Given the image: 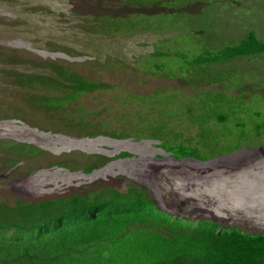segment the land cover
Listing matches in <instances>:
<instances>
[{
	"label": "rangeland",
	"instance_id": "374dc122",
	"mask_svg": "<svg viewBox=\"0 0 264 264\" xmlns=\"http://www.w3.org/2000/svg\"><path fill=\"white\" fill-rule=\"evenodd\" d=\"M154 1L171 12L157 11L156 16L162 17L156 19L145 11L113 16L116 21L113 28L110 12L105 9L109 3L103 0H0V136L32 142L47 152L45 156L27 157L18 167L21 169L14 187L9 183L11 169L5 159H0V198L31 201L64 195L82 186L110 183L113 188L109 187L106 194H101L100 188L94 190L103 200L116 198L114 186L123 192L144 186L160 207L186 219H210L225 226L264 232V53L196 65L206 50L208 54L218 53L221 46L241 40L251 29L264 36V0ZM145 2L149 1H137ZM133 4H126L123 12L139 8ZM173 12L180 13L164 15ZM126 15H132L134 20L142 15L150 17L147 24L165 34L152 30L126 37L109 36L115 30L126 32L132 28L124 24L128 19L133 21ZM145 23L136 27L141 29ZM156 42L157 49L153 51ZM1 51L15 56H3ZM88 55L97 60L89 59ZM51 61L115 85L86 94L66 107L74 109L82 105L90 111L87 122L98 123L108 131L116 130L130 139L109 136L81 139L45 132L41 126L28 127L26 122L34 125L32 122L40 119L57 124L43 119L42 111L29 113L27 102L25 110L19 108L21 83L13 73L51 72L48 66ZM156 61L161 64L156 65ZM194 72L204 76L193 79ZM151 73L158 76H149ZM12 107L18 109L19 118L14 117ZM181 147L198 149L202 158L210 159L178 161L171 153ZM122 151L136 156L113 160L92 175L82 173L81 162L72 167L56 165L65 153L81 161L82 155L112 156ZM36 160H41L46 170L32 171L39 165ZM20 179H29V183L22 184ZM123 196L126 199L133 195ZM136 231H125L124 238L132 237ZM138 244H145L143 253H151V241ZM99 246L102 241H97ZM123 247L120 251L125 250ZM88 256L92 257L90 253ZM91 260L90 264H94L96 259Z\"/></svg>",
	"mask_w": 264,
	"mask_h": 264
},
{
	"label": "trees",
	"instance_id": "16d2710c",
	"mask_svg": "<svg viewBox=\"0 0 264 264\" xmlns=\"http://www.w3.org/2000/svg\"><path fill=\"white\" fill-rule=\"evenodd\" d=\"M137 1H134L136 4L134 6H140L139 8L129 9L128 12L110 13V23L114 22L113 28L116 22L113 16L130 12L145 13L147 6L155 11L158 8L157 1L142 0L149 2L141 5ZM123 2L124 7L128 4L127 2L132 3L130 0H122L121 5ZM164 12L171 11L167 9ZM156 14L152 11L151 17L154 16L155 19L162 17H157ZM140 17L136 19L143 20L139 21L140 24L136 20L124 22L125 25L132 27L126 32L115 30V34L106 35L127 36L137 31L139 33L140 29L136 26L148 21L147 17ZM147 25L142 27L140 33L144 30L156 31L152 29V25ZM160 32L156 31L159 35L165 34ZM8 53L9 51L4 52L7 57L15 56ZM208 53L206 50L196 61L198 67L222 61L228 62L238 57L251 58L261 55L264 53V36H259L258 32L251 29L241 40L221 46L218 53ZM51 62L53 63L48 64L51 72L27 74L16 71L13 73L14 78L19 84L21 83L19 87L21 101L18 104L21 110H25L24 102H27L30 106L29 113L42 111L43 119L49 122L53 120L52 112L54 111L57 132H69L76 136L111 135L130 139L124 134L117 133L116 130L108 131L100 128L98 123L87 122L86 118L90 111L84 106L80 105L74 109L66 107L86 94L108 90L111 85H105L99 80L90 78L72 66ZM193 74V79L203 76L195 72ZM117 85L119 84H116V88L119 89ZM112 87L114 88L115 85ZM1 108L9 110L8 107ZM12 110L14 117L19 118L18 109L12 107ZM20 121L25 120L20 118ZM30 124L26 122V125L32 129L41 126L42 129L53 130L49 126L44 127L45 122L41 119L36 121L37 127H31ZM26 143L0 136V150H6L5 152L10 156L9 167H21L27 157L47 154L40 146L32 142ZM128 154L123 152L119 157L129 156ZM173 154L178 159L187 156L197 158V161L201 162L210 159L202 158L198 149L195 148L181 147ZM82 157L85 158L86 155ZM3 159L5 158L2 157L1 160ZM59 159L61 160L62 157ZM86 160L87 158L83 160L85 173L98 169L96 165L89 164ZM97 161L95 164L101 163ZM36 162L41 164V160ZM100 189L101 194L109 192V187ZM98 193L94 190L87 192L84 187L65 197H48L36 202H25L17 198H0V264H90L92 258L96 259L94 264H264V232H250L238 226H225L210 219L194 221L175 215L159 207L150 192L139 186L130 187L126 192L115 189L116 198L114 199L102 200ZM126 194L133 196L125 199L123 195ZM51 214H53L52 218H50ZM106 214L108 215L105 218ZM148 217L151 218L149 222ZM94 219L95 222L92 224ZM77 221L82 225L87 223L91 225L86 230H82ZM129 230L137 231L136 234H132V237L125 239L127 234L125 231ZM97 241H102V246L97 247ZM139 241H151V253H143L145 244L139 245ZM105 244L110 246L107 247ZM123 246L125 250L120 251ZM129 247H134L135 250L127 249ZM30 251L34 252L29 256ZM85 252L87 253L83 256ZM88 253L92 257H87Z\"/></svg>",
	"mask_w": 264,
	"mask_h": 264
},
{
	"label": "bare ground",
	"instance_id": "6f19581e",
	"mask_svg": "<svg viewBox=\"0 0 264 264\" xmlns=\"http://www.w3.org/2000/svg\"><path fill=\"white\" fill-rule=\"evenodd\" d=\"M105 3L107 2V3H109V4H106V7H105V9L106 10H108L110 13H113V14H116V13H114V12H122L123 11V9L124 8H126V7H124V2H123V5H121V2H122V0H103ZM126 1H128V0H126ZM137 1V0H136ZM142 1V0H141ZM130 2H131V0H130ZM134 1H132V3H133ZM143 2V1H142ZM126 3V2H125ZM128 4H130L129 2H127ZM117 4H120V8L121 9H119V5H117ZM140 4V3H139ZM133 5H136L135 3L133 4ZM141 5V4H140ZM146 5V4H145ZM127 6V5H126ZM139 6V5H138ZM130 7V6H129ZM133 7V6H132ZM140 7V6H139ZM144 8V7H143ZM167 8V7H166ZM149 10H151V11H149ZM167 9H161L160 8V6L156 9V11H155V9H151V7H146V9L144 10L145 12H148V13H151L152 11H154V12H159V11H161V12H163L164 13V11H166ZM126 12V11H125ZM162 14V13H161ZM123 16H125V15H123ZM130 16H132V15H130ZM134 16V15H133ZM146 16H148V15H146ZM140 16H138V18H139ZM142 17H143V15H142ZM142 17H140V18H142ZM154 16H152V18H153ZM123 18V17H122ZM130 18H132V17H130ZM137 18V19H138ZM147 18H150V17H147ZM127 19V18H126ZM133 19V18H132ZM131 19V20H132ZM119 20V18L117 17V21ZM120 20H121V18H120ZM123 20V19H122ZM121 20V21H122ZM129 20V19H128ZM127 20V21H128ZM134 20V19H133ZM142 20V19H141ZM140 19H139V21H141ZM147 20V19H146ZM151 20V19H150ZM120 21V22H121ZM137 21V20H136ZM139 21H137L138 23H139ZM143 21V20H142ZM130 22V21H129ZM134 22V21H133ZM136 22V23H137ZM146 23H147V21H145ZM144 22V23H145ZM114 22H112V24H113ZM119 23V22H118ZM145 23V24H146ZM130 24V23H129ZM140 24V23H139ZM96 25H94V27H95ZM119 26V25H118ZM117 26V27H118ZM133 26H134V24H133ZM139 26V25H138ZM143 26V25H142ZM148 26V25H147ZM91 27H93V25L91 26ZM125 28V27H124ZM117 30H118V28H116ZM137 29V28H136ZM138 29H140V28H138ZM142 29V28H141ZM141 29L139 30L140 32H141ZM147 29V28H146ZM152 29H153V26H152ZM158 29V28H157ZM134 30V29H133ZM144 30V29H143ZM130 31H132V30H130ZM136 31V30H135ZM145 31V30H144ZM147 31V30H146ZM145 31V32H146ZM152 31V30H151ZM150 31V32H151ZM157 31V30H156ZM134 32V31H133ZM138 32V31H137ZM137 32H134V33H137ZM139 32V33H140ZM149 32V31H148ZM154 32V31H153ZM129 33V32H128ZM132 33V32H131ZM131 33H129V34H131ZM134 33H132V34H134ZM143 33V32H142ZM147 33V32H146ZM166 33H168V32H166ZM125 35V34H124ZM169 36H171V35H169ZM174 36V35H173ZM125 37H126V35H125ZM169 38V37H168ZM117 39V38H116ZM162 39V38H161ZM165 39V38H164ZM160 41V40H159ZM120 43V42H119ZM157 44H158V42H156L155 43V48H154V50L153 51H155L156 49H157ZM123 45V44H122ZM153 51H151V52H153ZM158 51V50H157ZM156 51V52H157ZM159 52V51H158ZM155 54V53H154ZM166 54V53H165ZM142 55V54H141ZM146 55V54H145ZM151 55V54H150ZM4 56H6V55H4ZM90 55H88V57H89ZM152 57L154 58V56L152 55ZM151 57V58H152ZM89 58H91V56L89 57ZM162 58H164V57H162ZM52 59V58H51ZM92 59V58H91ZM158 59V58H157ZM169 59V58H168ZM93 60V59H92ZM94 60H97V58L96 59H94ZM109 60V59H108ZM107 60V61H108ZM119 60H121V61H123V62H125L124 60H122V59H119ZM165 60V59H164ZM163 60V61H164ZM133 61V60H132ZM151 61H152V59H151ZM162 61V62H163ZM147 62H149V61H147ZM154 62V61H153ZM165 62H167V61H165ZM165 62H163L164 64H165ZM108 63V62H107ZM159 65V64H161L159 61L157 62L156 61V65ZM152 66H151V68L153 67V65H154V63L153 64H151ZM156 65H155V69H159V68H157V67H159V66H157L156 67ZM150 67V66H149ZM135 68V67H134ZM133 68V69H134ZM132 69V68H131ZM136 69V68H135ZM134 69V70H135ZM152 70H154V68H152ZM107 71V70H106ZM156 71H158V70H155L154 72H156ZM135 72V71H134ZM153 72V73H154ZM170 71H168L167 72V74L169 73ZM121 73V72H120ZM137 73V72H136ZM149 73V72H148ZM159 73H161L160 71H159ZM164 73V72H163ZM166 73V72H165ZM164 73V74H165ZM173 73V72H172ZM186 73V72H185ZM190 73V72H189ZM138 74V73H137ZM144 74H146V72L144 73ZM150 74V73H149ZM121 75V74H120ZM129 75V74H128ZM136 75V74H135ZM134 75V76H135ZM174 75V74H173ZM133 76V77H134ZM149 76H158L157 75V73L156 74H152L151 73V75H149ZM164 76V75H163ZM204 76V75H203ZM141 77V76H140ZM166 77V76H165ZM170 78V77H169ZM186 78V77H185ZM202 78V77H201ZM207 80V79H206ZM195 81V80H194ZM200 81V80H199ZM102 82V81H101ZM201 82V81H200ZM204 82H205V80H204ZM102 83H105V85L106 84H109V85H111V86H113V84H110V83H107V82H102ZM147 83V82H146ZM207 83V82H206ZM206 83H205V85H206ZM159 84V83H158ZM139 85V84H138ZM209 84H207V86H208ZM198 86V85H197ZM130 87V86H129ZM160 87V86H159ZM199 87V86H198ZM158 88V87H157ZM128 90V89H127ZM129 90H131V89H129ZM99 91H101V90H99ZM132 92V91H131ZM102 94V93H101ZM150 94V93H149ZM148 94V95H149ZM144 95V94H143ZM147 95V94H146ZM105 96H103V98H104ZM122 97V96H121ZM106 101V100H105ZM111 101V100H110ZM124 101V100H123ZM101 102V101H100ZM126 102V101H125ZM103 103V102H102ZM106 103H107V101H106ZM111 103V102H110ZM101 104V103H100ZM115 104V103H114ZM113 104V105H114ZM105 105V104H104ZM106 107H107V105H106ZM110 107V106H109ZM112 108V107H111ZM7 109V108H6ZM115 112V111H114ZM120 112V111H119ZM115 115V114H114ZM46 121H49V120H46ZM130 121H132L131 119H130ZM34 125H32V124H30L29 126H31V127H37L35 124H36V121H34V122H32ZM50 124V123H49ZM123 127H125V126H123ZM122 127V128H123ZM42 130H44L45 132H50V133H54V134H59V135H66V136H73V137H77V138H81V139H85V138H88V139H91V138H99V136H109V137H112L111 135H98V136H94V137H89V136H76V135H74V134H71V133H69V132H55L54 130H50V129H42ZM54 137V136H53ZM65 138V137H64ZM112 138H114V139H118V140H122L123 138H117V137H112ZM124 139H126V137L124 138ZM66 140H68V139H66ZM117 140V141H118ZM19 141V140H18ZM77 141V140H76ZM63 142V141H62ZM20 143H24V144H27L26 142H24V141H20ZM75 143V142H74ZM144 143H146V142H144ZM151 143H153L154 145H156V143L155 142H151ZM138 145H140L139 143H137ZM30 145V144H29ZM74 145V144H73ZM77 145V144H76ZM88 145V144H87ZM123 145V144H122ZM136 145V144H135ZM147 145H148V142H147ZM163 145V144H162ZM116 146V145H115ZM141 146V145H140ZM139 146V147H140ZM158 146V145H157ZM67 147V146H66ZM70 147V146H69ZM68 147V148H69ZM161 147V146H160ZM162 147H165V145L164 146H162ZM167 147V146H166ZM165 147V148H166ZM77 148H78V146H77ZM121 148V147H120ZM132 148H134V147H132ZM158 148V147H157ZM136 149H139L138 148V146H137V148ZM167 150H168V148H166ZM67 150H69L70 151V149H67ZM93 150V149H92ZM6 151V150H5ZM4 150H0V159L3 157V158H5V163L7 164L6 166L8 167L9 165H11V163H10V156L9 155H7V153L5 152ZM137 151V150H136ZM146 151V150H145ZM161 151H165V150H161ZM169 151V150H168ZM168 151H166V152H168ZM87 152V151H86ZM124 152V154H126V152H128L129 154V156H126L125 155V157H122L123 159H125V158H132V157H134V156H136V154H133V153H131V152H129V151H122V152H120L121 154ZM139 152V151H138ZM89 153V152H88ZM120 153L119 154H115V155H112V156H109V154H107V155H104V154H91V155H86V157L85 158H83L82 157V160L81 161H79V160H77V159H73L72 158V154H68V153H65L64 155H62L61 157H62V159L61 160H58L56 163V165L57 166H59V167H65V166H76V165H78L79 164V162H81V165L79 166L80 167V169L82 170V173L83 174H86V175H92V174H94L95 173V171H96V168L95 169H93L90 173H85L84 172V169H83V167H84V161L83 160H85L86 158H87V162L89 163V164H93V165H96L97 166V168L99 169L100 167L102 168V167H104V166H106L108 163H110L111 161H113V160H116V159H120ZM168 153H171V152H168ZM138 154V153H137ZM159 154V153H158ZM171 154H173V153H171ZM59 155V154H58ZM167 155V154H166ZM230 155V154H229ZM122 156V155H121ZM160 156V155H159ZM173 156H174V154H173ZM161 157H163V155L161 156ZM138 158V157H137ZM152 158V157H151ZM168 158V157H167ZM173 158H176L175 156L173 157ZM68 159V160H67ZM99 159V160H98ZM178 161H188V160H190V159H192V160H197V158H194V157H189V156H187V157H183V158H176ZM176 159H174V160H176ZM100 161L101 163L100 164H95L96 163V161ZM105 160V161H104ZM152 160V159H151ZM98 161H97V163H98ZM104 161V162H103ZM42 162V161H41ZM50 162V161H49ZM138 162V161H137ZM24 162H22V164H23ZM162 163V162H161ZM167 163V162H166ZM173 163V162H172ZM176 163V162H175ZM180 163V162H179ZM183 163V162H182ZM164 164V163H163ZM176 166H178V165H176ZM173 168V167H172ZM185 168V167H184ZM11 169V170H10ZM21 168H18V166H15V167H13V168H11V167H9V170H10V172H11V176L9 177V180H10V184L14 187L15 185H16V182H17V178H16V174H17V172L20 170ZM36 169L37 170H34V168L33 169H31L32 171H34L35 173H40V172H42V171H44V170H46V168L44 167V164L43 163H41V164H39L37 167H36ZM118 169V168H117ZM178 169V168H177ZM181 169H183V168H181ZM123 170V169H122ZM163 170H164V168H163ZM166 171V170H165ZM164 171V172H165ZM118 172H119V170H118ZM161 172H163V171H161ZM8 173V172H7ZM76 173V172H75ZM79 173V172H78ZM118 174V173H117ZM159 174V173H158ZM166 174V173H165ZM136 175V174H135ZM155 175V174H154ZM77 176H78V174H77ZM103 176V175H102ZM120 176H122V175H120ZM144 176V175H143ZM79 177V176H78ZM123 177V176H122ZM136 177V176H135ZM29 178H31V177H29ZM138 178V177H137ZM151 178V177H150ZM52 179V178H51ZM72 179H74V178H72ZM96 179V178H95ZM109 179H110V177H109ZM127 179V178H126ZM125 179V180H126ZM140 179V178H139ZM143 179H144V177H143ZM155 179V178H154ZM81 180V179H80ZM105 180H106V178H105ZM117 180V179H116ZM121 180V179H120ZM13 181V182H12ZM95 181V180H94ZM98 181V180H97ZM110 181H111V179H110ZM158 181V180H157ZM19 182H21L22 184H25V183H29V179H25V180H22V179H20L19 180ZM85 182V181H84ZM130 183H132L131 181H129ZM6 183H8V181L6 182ZM135 183V182H134ZM147 183H149V182H147ZM146 183V184H147ZM83 184H85V183H83ZM82 184V185H83ZM96 184V183H95ZM98 185V187H96V185H94V186H92V187H88V186H85L88 190H87V192H90L91 190H96V189H99V188H104V187H111V188H113V185H110V183L108 184V183H101L100 182V184L98 183L97 184ZM153 185V184H152ZM152 185H150V186H152ZM159 185V184H158ZM78 186V185H77ZM76 186V187H77ZM115 188L114 189H117V190H119L116 186H114ZM139 187H143V188H145V189H147L148 191H149V189L147 188V187H144V186H139ZM83 188V186L82 187H79V188H77V190L78 189H82ZM67 190V189H66ZM77 190H75V191H77ZM129 190V189H128ZM120 191V190H119ZM72 192H74V191H72ZM120 192H123V191H120ZM150 192V191H149ZM69 193H71V192H69ZM69 193H66V194H64V195H55V196H46V197H43V198H37V199H35V200H31L30 202H36V201H40V200H44L45 198H48V197H65L66 195H68ZM162 193H163V189H162ZM151 194V193H150ZM77 195V194H76ZM80 195V194H79ZM152 195V194H151ZM8 199V198H7ZM10 199V198H9ZM18 199H21V198H18ZM154 200V199H153ZM28 201V200H27ZM154 202L159 206V204H158V202L157 201H155L154 200ZM161 205V204H160ZM160 207V206H159ZM162 208V207H161ZM164 209V208H163ZM166 210V209H165ZM167 212H169V211H167ZM170 213H172V212H170ZM187 213V212H186ZM174 214V213H173ZM176 215V214H175ZM180 216V215H179ZM183 217V216H182ZM178 218V217H177ZM194 220V219H193ZM195 221V220H194ZM91 225V223H87V224H83V225H81V227L80 228H82L83 226H85L86 227V229L89 227ZM75 227V226H74Z\"/></svg>",
	"mask_w": 264,
	"mask_h": 264
}]
</instances>
